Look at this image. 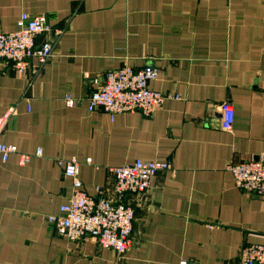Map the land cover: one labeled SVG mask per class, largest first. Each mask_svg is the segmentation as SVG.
Here are the masks:
<instances>
[{
  "label": "crops",
  "instance_id": "1",
  "mask_svg": "<svg viewBox=\"0 0 264 264\" xmlns=\"http://www.w3.org/2000/svg\"><path fill=\"white\" fill-rule=\"evenodd\" d=\"M22 13L45 15L61 34L38 39L54 48L35 73L0 60L1 139L15 149L0 162V264H239L243 246L264 244V198L240 191L226 169L264 159V0H0V31L16 30ZM125 65L156 67L150 88L172 97L151 116L90 112L102 75ZM69 159L89 194L110 187L114 167L171 165L130 198L125 255L49 224L71 192Z\"/></svg>",
  "mask_w": 264,
  "mask_h": 264
},
{
  "label": "built area",
  "instance_id": "2",
  "mask_svg": "<svg viewBox=\"0 0 264 264\" xmlns=\"http://www.w3.org/2000/svg\"><path fill=\"white\" fill-rule=\"evenodd\" d=\"M51 33L55 37L61 30L52 27L45 15L31 16L22 13L18 27L14 31H0V60L10 65L14 71L23 74L29 69L33 73L42 69L53 55V44L40 37ZM159 76L154 66H144L135 70L125 65L106 71L101 84L87 98L88 110H101L110 118L117 114L139 112L151 116L172 95H166L150 88L149 83ZM68 107L75 105V98H64ZM221 127L230 131L234 121L232 106L223 102L219 105ZM8 114L0 116V162L4 163L15 152L13 146L1 139ZM37 155L41 151L36 152ZM22 160L29 159L22 155ZM86 159L85 163H90ZM63 177L71 181V192L61 205L59 213L48 216L49 224L56 233L68 241L92 238L104 249L117 255L127 253L133 243L135 220L131 197L143 196L150 189L151 179L159 172L171 169L169 162L136 160L111 169L114 181L110 187H97L95 194L83 188L79 177L81 162L69 159L61 162ZM226 169L232 174L235 186L242 192L264 198V159L252 158L236 164H228ZM239 264H264V244H250L239 251ZM180 264H188L182 261Z\"/></svg>",
  "mask_w": 264,
  "mask_h": 264
}]
</instances>
